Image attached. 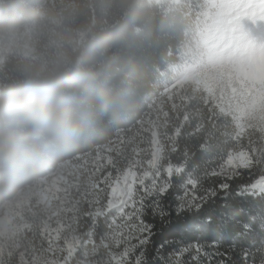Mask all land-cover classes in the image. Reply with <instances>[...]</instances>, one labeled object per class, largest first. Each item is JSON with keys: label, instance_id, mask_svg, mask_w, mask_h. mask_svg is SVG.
Returning <instances> with one entry per match:
<instances>
[{"label": "snow or ice", "instance_id": "obj_1", "mask_svg": "<svg viewBox=\"0 0 264 264\" xmlns=\"http://www.w3.org/2000/svg\"><path fill=\"white\" fill-rule=\"evenodd\" d=\"M217 2L190 0L188 23ZM227 2L241 58L264 55V0ZM207 66L179 43L146 56L135 115L35 181L33 220L0 238V264H264V113L251 84Z\"/></svg>", "mask_w": 264, "mask_h": 264}, {"label": "clouds", "instance_id": "obj_2", "mask_svg": "<svg viewBox=\"0 0 264 264\" xmlns=\"http://www.w3.org/2000/svg\"><path fill=\"white\" fill-rule=\"evenodd\" d=\"M208 11L218 37L239 34L231 22L236 8L227 0ZM53 14H59L55 7L40 0L23 11L18 0L0 6V56L9 67L0 81V177L44 174L94 133L135 115L138 98L131 108L95 113L86 98L90 81L80 67L81 47L75 35H61L59 24L49 27ZM45 29L63 43L53 47L42 39ZM235 48L209 41L199 58L208 65L203 75L215 79L231 71Z\"/></svg>", "mask_w": 264, "mask_h": 264}, {"label": "trees", "instance_id": "obj_3", "mask_svg": "<svg viewBox=\"0 0 264 264\" xmlns=\"http://www.w3.org/2000/svg\"><path fill=\"white\" fill-rule=\"evenodd\" d=\"M5 0H0V6ZM36 0H18L20 9L27 10ZM55 7L50 28L59 24L61 35H75L81 47L80 67L90 81L86 93L88 103L99 116L104 112L124 107L131 108L147 86L143 60L165 44L180 45V56L193 59L196 44L188 47L190 25L185 6L170 5L151 0H40ZM168 2V0H167ZM152 4V5H151ZM3 24H0V29ZM41 38L53 46L63 41L54 32L45 30ZM198 33V32H197ZM9 71L0 56V81ZM43 174L21 179L0 177V206L10 202L22 190L35 184ZM241 220L246 219L243 215ZM217 239L225 240L223 235Z\"/></svg>", "mask_w": 264, "mask_h": 264}, {"label": "rangeland", "instance_id": "obj_4", "mask_svg": "<svg viewBox=\"0 0 264 264\" xmlns=\"http://www.w3.org/2000/svg\"><path fill=\"white\" fill-rule=\"evenodd\" d=\"M151 1L160 5L163 2L172 8H179L180 6L188 5L190 2V0ZM46 4H50V2ZM205 21L203 28L201 27L198 30L192 28L188 31V47H191L193 43L196 44L193 58L199 59L211 40H226L229 46L235 44V63L231 65V71L222 73L215 78L216 83L221 84L225 81L230 82L236 79L241 83L247 82L251 84L252 98L248 105L249 110L252 113H264V55H258L250 59L241 58L244 48V44L241 43L242 37L239 34L218 37L211 28L213 20L206 17ZM34 185L22 190L13 200L0 206V238L15 236L21 230L22 225L28 224L33 220V213L37 210L36 204L40 199V192Z\"/></svg>", "mask_w": 264, "mask_h": 264}]
</instances>
